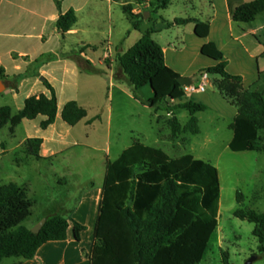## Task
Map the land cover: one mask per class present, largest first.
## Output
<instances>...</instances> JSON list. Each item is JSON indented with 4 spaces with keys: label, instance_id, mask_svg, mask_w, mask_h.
I'll list each match as a JSON object with an SVG mask.
<instances>
[{
    "label": "trees",
    "instance_id": "obj_1",
    "mask_svg": "<svg viewBox=\"0 0 264 264\" xmlns=\"http://www.w3.org/2000/svg\"><path fill=\"white\" fill-rule=\"evenodd\" d=\"M62 1L55 0L59 9ZM172 1L152 0L150 5L159 12L168 8ZM123 10L133 20V28L138 29L141 15L129 4L124 5ZM261 12H264V0L241 1L235 7L231 6L232 19L237 22H250ZM77 20L75 9L61 12L57 27L63 36L75 27ZM188 22L196 23L197 36L208 37L209 21L176 18L168 22V26ZM155 32L154 28L148 29L127 51L118 52L121 75L116 73V76L132 86L135 98L155 110L183 108L191 115L206 111L208 105L205 103L186 99L179 80L181 75L166 63L163 46L153 38ZM201 52L217 63L200 72L213 75L215 89L237 108V115L230 125L233 137L229 148L234 152L264 150L261 143L264 92L246 89L242 77L227 70L228 61L215 42L205 43ZM53 58L54 55H47L45 60ZM75 59L82 70H93L91 62L82 56H75ZM20 78L21 75L14 77L9 84L17 86ZM44 83L52 95L29 97L24 109L14 117L9 106L0 107V127L10 121L14 127L23 118L34 119L39 115L46 116L43 129L55 123L58 97L47 79ZM144 86L151 87L150 98L137 95V90ZM86 114L75 100L68 101L62 111L64 121L70 125H76ZM168 123L173 135L182 131L176 116L169 118ZM42 143L41 137L28 139L25 152L41 158ZM237 200L239 203L244 201L243 193L237 192ZM220 202L221 183L216 165L195 158L191 153L171 157L160 147L136 141L107 163L91 264H198L204 259L218 228ZM31 212L32 201L24 187L15 181L0 182V264L12 257L32 259L46 242L66 240L71 223L78 241L81 233L87 230L85 224L74 218L53 214L35 233L23 224ZM234 215L254 223L253 234L259 240V250L264 252V212L239 207ZM223 264H229L227 252Z\"/></svg>",
    "mask_w": 264,
    "mask_h": 264
},
{
    "label": "crops",
    "instance_id": "obj_2",
    "mask_svg": "<svg viewBox=\"0 0 264 264\" xmlns=\"http://www.w3.org/2000/svg\"><path fill=\"white\" fill-rule=\"evenodd\" d=\"M241 1L249 2L252 0H185L187 4L189 2L192 4L194 13H175L170 18H165L159 14L158 19L161 21L158 25L149 26V21H146L142 22L138 29L133 28V20L127 16L131 22L126 26L117 42L109 38L105 40L103 54L99 57L97 67L96 63L89 58L90 54L86 52L91 49L95 53L97 46L85 42L77 44L76 49L78 51L74 53L72 50L68 52L65 49L64 41L67 38L77 37L84 32L80 25V16L85 14L84 12L88 7L99 6L98 0H63L61 9L58 8L55 0H0V80L6 84V89L0 93L2 98L0 107L9 106L14 117L24 109L29 97L41 94L50 97L52 92L44 83V80L47 79L56 91L59 108L55 123L46 129L42 128V122L46 120L44 115H39L34 119L23 118L14 127L11 121L0 127L1 129L6 128L12 139L19 136L17 141L13 140L11 144H5L0 140V160L13 152L15 155L24 154L26 159L34 157L37 161H51L71 145L76 144L77 138L73 133L75 126L84 124L86 128H95L96 123L102 119L103 109L98 108L92 116L88 106L82 102L84 95L96 94L97 82L100 84L102 82L109 83L114 88L113 91L108 89L107 99L114 98L115 94L126 95L135 99L132 86L123 78L118 79L116 76V73L120 74L121 72L117 62V54L127 51L150 28L157 30L154 35L176 30L177 34L173 38L165 39L163 42L155 39L164 48L166 63L181 76L190 77L194 85H200L205 81L208 83L204 92H196L186 96V99L192 98L205 103L208 105V109L194 115L183 108L167 112L164 123H166L169 133L163 136V141L192 143L195 138L203 133L200 126V114L205 112H213L216 118L225 121L230 128L237 115V108L215 89L212 84L213 75L200 72L202 68L217 63L214 59L202 54L201 49L205 43L215 42L228 61L227 70L232 74L240 75L246 89L264 92V12L258 14L250 22L234 21L231 15V6L235 7ZM101 2V6L107 11L104 16L112 22L114 3H117V0H101ZM129 2V0H121V5L124 6ZM70 8L75 9L78 20L75 27L63 36L57 27V20L61 12H66ZM133 11L137 12L136 14L141 12L137 9H133ZM87 14L91 17L93 25L98 24V18L102 15V13H97V10ZM155 14L158 15V13ZM176 18H196L209 21L210 32L208 37L201 38L196 35L195 22L168 26V22L174 21ZM47 55H54V58L45 60ZM78 55L91 62L92 71L81 69L75 59V56ZM205 74H207V79ZM18 75H21V78L17 86L10 85L9 82ZM71 100L77 101L87 113L76 125L68 124L62 117L65 104ZM109 111L108 129H110L112 119V107H109ZM159 111L154 109L157 122L162 125L163 122L160 120L162 113ZM181 111L185 120L181 118ZM173 116H176L182 124V131L177 135H173L172 128L168 123L169 118ZM88 134L86 135L88 136ZM33 137L43 139L40 149L41 158L25 152L26 141ZM232 137L233 130L228 137V145ZM205 138L208 142L210 141L208 135ZM132 140V144L140 141L139 138ZM194 157L197 158L196 155ZM110 160L108 154L106 169ZM16 161L20 163L23 160L18 157ZM204 161L209 162L210 160ZM2 167L3 165H0V168ZM103 187L104 185L88 191L79 201L77 209L78 211L83 210L84 215H79L78 219L81 221L80 223L87 226V230L81 233L80 241L75 239L73 223H71L66 240L48 241L39 248L34 258L15 257L16 260L11 264L17 262L20 264H91V253L95 243ZM24 188L26 189V187ZM94 194L100 195L96 210L93 209L92 196Z\"/></svg>",
    "mask_w": 264,
    "mask_h": 264
},
{
    "label": "rangeland",
    "instance_id": "obj_3",
    "mask_svg": "<svg viewBox=\"0 0 264 264\" xmlns=\"http://www.w3.org/2000/svg\"><path fill=\"white\" fill-rule=\"evenodd\" d=\"M98 1L99 6L88 7L85 14L80 16V25L84 32L64 41L65 49L74 53L78 51L77 44L85 42L97 46L95 53L91 49L86 51L97 67L99 57L103 54L105 40L109 38L117 42L131 22L130 18L127 19L128 14L124 12L121 0L114 3L112 22L104 16L107 11L101 6V0ZM129 1L127 4L141 11V23L149 21V26L160 23L159 14L170 18L175 13L195 12L192 4L190 2L187 4L185 0H173L168 8L159 12H155L150 5L152 0ZM95 10L97 13H102L97 25H93L91 17L87 14ZM145 12H148L147 17ZM154 34V39L163 42L165 39L175 37L177 33L176 30H170L162 34ZM108 89L113 91L114 88L109 83L97 82L96 94L84 95L82 102L88 106L92 116L98 108L103 109L102 119L96 123L95 128H86L84 124L75 126L73 133L77 143L71 145L57 158L51 161H37L34 157L26 159L22 153L15 155L11 152L0 160V165H3L0 168L1 182H18L26 187L32 201V212L23 224L32 229L46 216L53 214H61L81 222L78 217L84 215V211H78L79 201L88 191L104 185L108 154L111 160L116 159L124 148L132 144L133 138H139L147 145L162 147L171 157L191 153L199 159L210 160L209 162L216 165L219 170L221 182L219 226L210 240L204 259L198 264H223L226 252L229 254V264H246L251 259H253L251 264H264V252L259 250V240L253 234L254 223L234 215V211L239 207L254 208L264 212V150L232 151L227 143L232 129L225 121L216 118L213 112L200 114L203 133L192 143L165 142L163 136L168 135L169 132L164 118L170 111L156 110L162 113L160 120L163 124L160 125L154 108L126 95L115 94L114 98L107 99ZM152 94L150 86L137 90V95L144 99L150 98ZM109 107H112L110 129H108ZM181 118L185 120L182 111ZM206 135L210 138L209 142L205 138ZM18 137L12 139L6 128H0V140L5 144H11L13 140L17 141ZM261 143L264 144L263 131ZM108 148L110 149L107 154ZM18 157L23 161L18 163L16 161ZM237 192L244 195V201L241 203L237 200ZM92 199L93 209L96 210L100 195L94 194ZM14 260L15 257L7 258L3 263L11 264Z\"/></svg>",
    "mask_w": 264,
    "mask_h": 264
},
{
    "label": "water",
    "instance_id": "obj_4",
    "mask_svg": "<svg viewBox=\"0 0 264 264\" xmlns=\"http://www.w3.org/2000/svg\"><path fill=\"white\" fill-rule=\"evenodd\" d=\"M147 15H148V12H145L146 17H147ZM179 80L183 86H187V85L192 84V79L190 77L181 76L179 78ZM5 89H6L5 82L3 80H0V93L3 92ZM45 222H46V218L43 219L36 227L32 228L31 230L35 233H38L42 229ZM252 261H253V259L249 260L246 264H251Z\"/></svg>",
    "mask_w": 264,
    "mask_h": 264
},
{
    "label": "built area",
    "instance_id": "obj_5",
    "mask_svg": "<svg viewBox=\"0 0 264 264\" xmlns=\"http://www.w3.org/2000/svg\"><path fill=\"white\" fill-rule=\"evenodd\" d=\"M205 78L207 79V74H205ZM207 86H208V83L207 81H205L204 83L200 85L191 84V85L184 86V89H185L186 95H191L196 92H204Z\"/></svg>",
    "mask_w": 264,
    "mask_h": 264
}]
</instances>
